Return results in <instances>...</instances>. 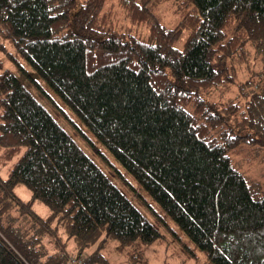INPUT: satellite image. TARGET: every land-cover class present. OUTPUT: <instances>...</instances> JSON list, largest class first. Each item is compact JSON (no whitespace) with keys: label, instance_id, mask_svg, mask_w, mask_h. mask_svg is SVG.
I'll return each mask as SVG.
<instances>
[{"label":"trees","instance_id":"16d2710c","mask_svg":"<svg viewBox=\"0 0 264 264\" xmlns=\"http://www.w3.org/2000/svg\"><path fill=\"white\" fill-rule=\"evenodd\" d=\"M0 35L38 75L0 44L20 72L0 58V264H106L111 242L134 261L161 237L21 77L212 264H264V0H0Z\"/></svg>","mask_w":264,"mask_h":264},{"label":"rangeland","instance_id":"374dc122","mask_svg":"<svg viewBox=\"0 0 264 264\" xmlns=\"http://www.w3.org/2000/svg\"><path fill=\"white\" fill-rule=\"evenodd\" d=\"M173 7L170 3H163L158 6L156 15L159 17V21L166 27H173L178 17L173 12ZM141 33H145V27L140 28ZM186 33L183 32L175 42L177 48H182L185 40ZM0 44L6 47V52L15 56L16 60L27 71L33 75L35 72L27 64L23 58H21L14 50L11 44L3 39L0 35ZM0 58L4 62L5 66L9 68L17 76L20 74L17 67L10 62L7 58V54L0 51ZM38 76V75H37ZM19 77V76H18ZM22 81L32 90L35 96L51 111V113L60 121V123L70 132L75 140H77L81 146L93 157V160L106 172L108 177L113 181L118 188L133 202L134 205L145 215L148 221L157 229L160 233V239L154 241L151 244L145 245L142 249V257L138 260L131 261L129 258L120 254L114 250V242L103 251L106 264H212L199 250L198 248L185 236V234L170 220L163 210L148 196V194L139 187L136 181L122 168V166L116 162V160L109 155L107 150L102 147L81 125V123L73 116L69 111L65 109L63 104L58 98L49 90V88L41 81L38 80L40 86L46 93L45 96L35 92L29 83L22 78ZM56 105L58 109L66 110L75 126L84 133L89 139L91 146L74 131L68 124H66L58 115L52 105ZM93 150V151H92ZM101 152L110 164H105L102 160L98 159L95 155L97 152ZM95 152V153H94ZM241 159V158H240ZM239 158H235L234 162L237 163V169L243 172L248 180L256 179L260 180V170L258 162L254 161H242ZM4 174V173H3ZM16 194L23 200L30 198V192L23 186H18L15 189ZM34 209L42 216L48 214V209L41 203L35 202ZM174 234H173V233ZM92 264H98L93 262Z\"/></svg>","mask_w":264,"mask_h":264},{"label":"built area","instance_id":"2783aa9c","mask_svg":"<svg viewBox=\"0 0 264 264\" xmlns=\"http://www.w3.org/2000/svg\"><path fill=\"white\" fill-rule=\"evenodd\" d=\"M67 264H87L84 257L72 255Z\"/></svg>","mask_w":264,"mask_h":264}]
</instances>
